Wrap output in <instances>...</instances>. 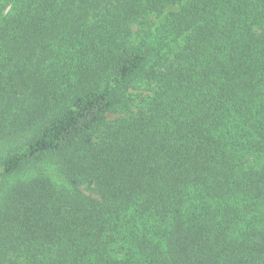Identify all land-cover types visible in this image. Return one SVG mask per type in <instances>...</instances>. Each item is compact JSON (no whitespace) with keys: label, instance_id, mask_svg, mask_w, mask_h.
<instances>
[{"label":"trees","instance_id":"1","mask_svg":"<svg viewBox=\"0 0 264 264\" xmlns=\"http://www.w3.org/2000/svg\"><path fill=\"white\" fill-rule=\"evenodd\" d=\"M0 264H264V0H0Z\"/></svg>","mask_w":264,"mask_h":264},{"label":"rangeland","instance_id":"2","mask_svg":"<svg viewBox=\"0 0 264 264\" xmlns=\"http://www.w3.org/2000/svg\"><path fill=\"white\" fill-rule=\"evenodd\" d=\"M46 173H48L55 181L58 183H62V178L60 177L58 171H56L53 167H46L45 168Z\"/></svg>","mask_w":264,"mask_h":264}]
</instances>
